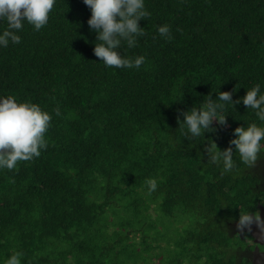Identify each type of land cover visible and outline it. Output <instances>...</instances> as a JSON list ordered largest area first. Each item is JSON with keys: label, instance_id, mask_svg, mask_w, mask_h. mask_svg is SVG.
Here are the masks:
<instances>
[{"label": "trees", "instance_id": "16d2710c", "mask_svg": "<svg viewBox=\"0 0 264 264\" xmlns=\"http://www.w3.org/2000/svg\"><path fill=\"white\" fill-rule=\"evenodd\" d=\"M145 6V35L120 49L143 56L139 68L94 56L82 0H57L41 30L25 22L20 43L0 47V96L52 116L41 155L0 169V264L16 251L22 264H247L252 239L236 221L264 206V155L248 168L234 153L225 172L206 148L223 150L236 127L259 122L228 106L224 125L191 142L177 116L218 92L264 91V0Z\"/></svg>", "mask_w": 264, "mask_h": 264}, {"label": "clouds", "instance_id": "9594fccd", "mask_svg": "<svg viewBox=\"0 0 264 264\" xmlns=\"http://www.w3.org/2000/svg\"><path fill=\"white\" fill-rule=\"evenodd\" d=\"M91 12L87 21L90 31L95 32L96 42L93 54L105 67L132 69L139 68L144 62L143 56L129 57L122 46L128 49L137 45L138 38L145 35V28L139 25L151 13L146 9L145 0H82ZM57 0H0V24L7 27L0 30V47L21 41L19 33L24 23L32 26L34 31L47 25L50 13ZM162 38L171 39V28L168 24L158 26ZM236 89L218 92L216 99L211 95L198 107L193 106L186 112H179L177 122L184 139L194 142L207 132H213L216 122L226 123L225 110L228 106L243 104L251 109L257 119L247 126L236 127L234 139L229 146L220 150L216 143H209L206 148L211 163L222 162L225 172L236 167L233 154L237 153L240 163L253 168L260 156L264 155V91L256 84L239 99L233 100ZM56 115H60L56 110ZM180 117H183L181 120ZM52 116L38 104L17 102L12 96H0V169H13L18 161H28L41 155L46 148L45 133ZM149 193L157 189V181L149 178L145 181ZM259 212V210H258ZM258 212L239 210L236 228L240 232L250 231L255 223L264 231V221ZM23 252L16 251L6 257L4 264H22Z\"/></svg>", "mask_w": 264, "mask_h": 264}, {"label": "water", "instance_id": "95a60500", "mask_svg": "<svg viewBox=\"0 0 264 264\" xmlns=\"http://www.w3.org/2000/svg\"><path fill=\"white\" fill-rule=\"evenodd\" d=\"M259 215L262 221H264V206H258ZM252 239V242L263 248L262 251H257V255L254 256L250 264H264V231L258 227L255 223L251 226V230L247 231Z\"/></svg>", "mask_w": 264, "mask_h": 264}, {"label": "flooded vegetation", "instance_id": "af4514ba", "mask_svg": "<svg viewBox=\"0 0 264 264\" xmlns=\"http://www.w3.org/2000/svg\"><path fill=\"white\" fill-rule=\"evenodd\" d=\"M252 242V240H251ZM253 244V248L249 251L248 255H246L245 261L247 264H250V262L252 261V259L254 258V256L257 255V251H262L263 248L261 246H258L256 244H254L253 242L251 243Z\"/></svg>", "mask_w": 264, "mask_h": 264}, {"label": "rangeland", "instance_id": "374dc122", "mask_svg": "<svg viewBox=\"0 0 264 264\" xmlns=\"http://www.w3.org/2000/svg\"><path fill=\"white\" fill-rule=\"evenodd\" d=\"M153 210H154L153 208L150 209V213H151L152 218H154L155 215H156V213H154ZM135 241H136L137 243H140L139 236H137V237L135 238ZM158 243H159V242H158ZM251 243H252V242H251ZM169 245L172 246V245H173V242H171ZM164 246L167 248V244H164L162 247H164ZM157 262H158V261L155 260V263H156V264H157Z\"/></svg>", "mask_w": 264, "mask_h": 264}]
</instances>
